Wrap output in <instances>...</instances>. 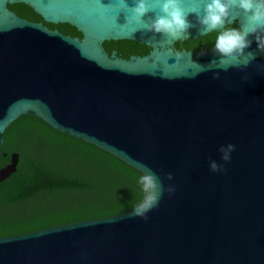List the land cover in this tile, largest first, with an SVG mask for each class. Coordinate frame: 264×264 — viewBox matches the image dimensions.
Listing matches in <instances>:
<instances>
[{
    "label": "water",
    "instance_id": "water-1",
    "mask_svg": "<svg viewBox=\"0 0 264 264\" xmlns=\"http://www.w3.org/2000/svg\"><path fill=\"white\" fill-rule=\"evenodd\" d=\"M209 2L181 0L194 26L169 40L129 22L135 0H0V264H264V54L225 70L174 48L209 34ZM146 3L144 22L163 15ZM229 11L224 27L247 24ZM122 40L150 51L103 48ZM144 166L175 189L147 220L131 211Z\"/></svg>",
    "mask_w": 264,
    "mask_h": 264
},
{
    "label": "clouds",
    "instance_id": "clouds-1",
    "mask_svg": "<svg viewBox=\"0 0 264 264\" xmlns=\"http://www.w3.org/2000/svg\"><path fill=\"white\" fill-rule=\"evenodd\" d=\"M120 2L128 7L125 0ZM236 5L247 15V24L239 28H225L226 20L230 15V8ZM132 13L129 22H135L141 26V29L154 34H161L168 37L169 40L177 38H187V31L193 27L188 21V15L195 13V9L185 11L181 6V0H162L160 3V12L163 15L157 16L151 22H144L143 18L150 11L146 0H135V4L130 8ZM250 14V15H249ZM197 21L203 28L204 34L216 32L213 51L217 54V61L211 63L217 67L227 69L229 67H246L255 60L257 53L264 54V0H210L204 7V14H197ZM233 23L229 22L227 24ZM219 29V31H218ZM255 36L257 48L255 51H245L252 44L249 36ZM201 55L204 53L201 52ZM243 58V59H241ZM218 79V76L213 77ZM235 150L233 144L226 147L221 146V160L225 163L231 160V153ZM210 171H224V164H217L215 161L209 164ZM165 179L172 180L171 173H167ZM142 199L131 209L132 216L147 220V213L159 206V201L164 193L172 194L174 188L165 186L161 178L150 168L144 166L143 172L138 181Z\"/></svg>",
    "mask_w": 264,
    "mask_h": 264
},
{
    "label": "trees",
    "instance_id": "trees-1",
    "mask_svg": "<svg viewBox=\"0 0 264 264\" xmlns=\"http://www.w3.org/2000/svg\"><path fill=\"white\" fill-rule=\"evenodd\" d=\"M8 9L14 12L18 17L25 19L29 22L40 23L49 29L58 30L61 34L71 38H81V34L68 24H49L37 15L32 8L25 4H12L8 5ZM234 27L238 28L236 24L228 25L225 28ZM218 33L212 32L196 39H186L178 41L174 44V48L178 51L185 49L187 51H210L215 44V38ZM103 48L108 54L116 52L117 56L123 59H128L130 56H144L150 51L146 45L135 43L128 40L104 42Z\"/></svg>",
    "mask_w": 264,
    "mask_h": 264
}]
</instances>
